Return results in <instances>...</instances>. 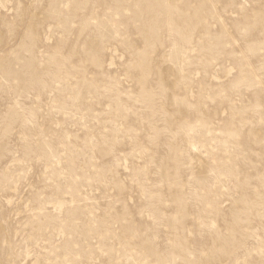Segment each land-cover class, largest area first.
I'll return each instance as SVG.
<instances>
[{"label":"rangeland","instance_id":"obj_1","mask_svg":"<svg viewBox=\"0 0 264 264\" xmlns=\"http://www.w3.org/2000/svg\"><path fill=\"white\" fill-rule=\"evenodd\" d=\"M0 264H264V0H0Z\"/></svg>","mask_w":264,"mask_h":264}]
</instances>
